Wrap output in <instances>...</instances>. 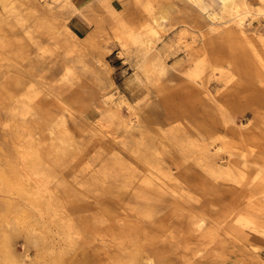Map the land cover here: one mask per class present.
<instances>
[{
    "label": "rangeland",
    "instance_id": "rangeland-1",
    "mask_svg": "<svg viewBox=\"0 0 264 264\" xmlns=\"http://www.w3.org/2000/svg\"><path fill=\"white\" fill-rule=\"evenodd\" d=\"M232 2L0 0V264H264V0Z\"/></svg>",
    "mask_w": 264,
    "mask_h": 264
},
{
    "label": "bare ground",
    "instance_id": "bare-ground-1",
    "mask_svg": "<svg viewBox=\"0 0 264 264\" xmlns=\"http://www.w3.org/2000/svg\"><path fill=\"white\" fill-rule=\"evenodd\" d=\"M23 1V0H22ZM26 1V0H25ZM190 1H192V2H197V0H190ZM232 2L233 0H224V10L225 11H231L230 13L233 15V16H235V17H237V16H239V13H237V7H238V5L237 4H234L233 2L231 3V4H228V2ZM23 3V2H22ZM47 3V2H46ZM168 5H169V3H168ZM174 6H177V5H174ZM176 8V7H175ZM257 11L258 12H261L262 11V7H258L257 8ZM21 13V12H20ZM243 14V13H242ZM10 16V15H9ZM165 16H163L162 15V17L161 18H164ZM240 20V19H239ZM239 23H242L241 21H239ZM236 24H238V23H236ZM68 32H69V34L71 35V39H67V41H65V43L67 42L70 46H72V47H74V48H76L77 46H78V39L77 38H80L79 36H77V34L74 32V31H72V30H70V29H68ZM59 33V32H58ZM65 37V36H64ZM63 37V38H64ZM67 37H68V35H67ZM66 43V44H67ZM22 109V108H21ZM26 114H27V112H26ZM251 123V122H250ZM26 154V153H25ZM103 154V153H102ZM24 158V157H23ZM148 160V159H147ZM118 162V161H117ZM22 163V162H21ZM118 167V166H117ZM25 168V167H24ZM40 169V168H39ZM126 169V168H125ZM118 171V170H117ZM34 172V171H33ZM44 172V171H43ZM40 173V172H39ZM28 174V173H27ZM41 174V173H40ZM43 174V173H42ZM30 175V174H29ZM32 175H34V174H32ZM36 175V174H35ZM34 175V176H35ZM38 175V174H37ZM47 176V175H46ZM37 177V176H36ZM111 177V176H110ZM41 179V178H40ZM48 179V178H47ZM46 179V180H47ZM61 179V178H60ZM35 180V179H34ZM33 180V181H34ZM113 181V180H112ZM35 182V181H34ZM39 182V181H38ZM110 183V182H109ZM124 184H125V182H124ZM43 185V184H42ZM63 185V184H62ZM44 187V186H43ZM39 190V189H38ZM67 197V196H66ZM82 207V206H81ZM80 208V207H79ZM141 219V218H140ZM108 220V219H107ZM93 232V231H92Z\"/></svg>",
    "mask_w": 264,
    "mask_h": 264
},
{
    "label": "crops",
    "instance_id": "crops-1",
    "mask_svg": "<svg viewBox=\"0 0 264 264\" xmlns=\"http://www.w3.org/2000/svg\"><path fill=\"white\" fill-rule=\"evenodd\" d=\"M103 2L104 4H110V2L112 1V0H100V2ZM81 38V37H80Z\"/></svg>",
    "mask_w": 264,
    "mask_h": 264
}]
</instances>
